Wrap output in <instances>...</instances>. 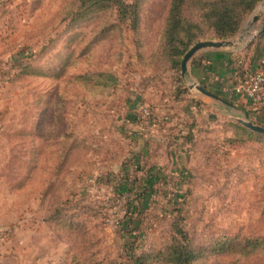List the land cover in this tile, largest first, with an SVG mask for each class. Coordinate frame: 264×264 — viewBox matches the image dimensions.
<instances>
[{
	"label": "rangeland",
	"instance_id": "1",
	"mask_svg": "<svg viewBox=\"0 0 264 264\" xmlns=\"http://www.w3.org/2000/svg\"><path fill=\"white\" fill-rule=\"evenodd\" d=\"M123 1L136 32L81 0H0V264H163L177 244L192 264H264V135L161 56L170 0ZM263 19L264 0L220 53Z\"/></svg>",
	"mask_w": 264,
	"mask_h": 264
},
{
	"label": "trees",
	"instance_id": "2",
	"mask_svg": "<svg viewBox=\"0 0 264 264\" xmlns=\"http://www.w3.org/2000/svg\"><path fill=\"white\" fill-rule=\"evenodd\" d=\"M263 0H170V6L165 19L160 54L168 60L172 70L181 73V61L184 55L196 44L208 41H227L235 38L244 27L247 18ZM80 10L93 12L98 9H108L116 12L119 22L127 24L136 32L139 28V4L138 1L126 3L123 0H81ZM263 43V46H261ZM250 64L255 57L264 50V26L256 38ZM250 48V47H249ZM196 57V56H195ZM195 57L192 63L198 64L201 60ZM18 68L19 65H18ZM179 84L183 92L188 93L183 86V81L178 76ZM191 101H195L191 99ZM230 105H235L234 101L227 100ZM239 107V106H238ZM240 109H244L239 107ZM248 112L251 121L255 125L264 128V108ZM245 110V109H244ZM250 113V114H249ZM250 138H260L261 136L251 134L241 129ZM143 181L142 202H147L153 195L154 185L161 177L153 175L150 171ZM123 189V187H120ZM127 229L131 226L128 221L124 225ZM176 244V243H175ZM163 264H192L195 259L194 252L186 245L171 246L158 256ZM143 258H139L142 261ZM134 261L133 264H139Z\"/></svg>",
	"mask_w": 264,
	"mask_h": 264
},
{
	"label": "crops",
	"instance_id": "3",
	"mask_svg": "<svg viewBox=\"0 0 264 264\" xmlns=\"http://www.w3.org/2000/svg\"><path fill=\"white\" fill-rule=\"evenodd\" d=\"M255 41L256 38L253 39V41H250L248 44H243V46L237 47V50H235L234 52L233 50L235 48L230 49V52H232V54H230L229 57L220 53L223 49L203 51L199 55H197L195 57L196 60H194L197 61L198 58H200L201 61L198 64L190 62L188 70L190 71L191 75H196V73L199 75L200 78L198 81L199 83H201V87L206 91H208L207 87L208 85H210L211 88L216 89V96L218 95V93L219 95L225 96L227 94V88H230L228 86H231L230 84L236 83L244 75L245 72L254 71L255 69H257V64L260 58H264V50L261 49L260 53H258V55L255 57V60L250 64L249 59L252 57L255 47L253 43H255ZM261 46H263V43ZM186 77H188L187 74L184 79H186ZM188 81L190 82V84L196 83L193 79H189ZM213 85H215V87ZM217 97L220 98V96ZM193 98H198L200 99V101H203V99L198 95ZM234 100L236 101L235 103H240L241 105H243V108L246 109L242 110L236 104L233 106L231 105L232 108L238 109L239 111L243 112V115H245L249 119V121H251V116L248 115V112L252 113L255 110L261 109V106L264 108V105H252L249 101L240 97H235ZM211 101L217 103V101L215 100Z\"/></svg>",
	"mask_w": 264,
	"mask_h": 264
},
{
	"label": "water",
	"instance_id": "4",
	"mask_svg": "<svg viewBox=\"0 0 264 264\" xmlns=\"http://www.w3.org/2000/svg\"><path fill=\"white\" fill-rule=\"evenodd\" d=\"M257 17H253V20L255 21ZM264 25V19H263V23L262 26ZM232 43L230 42H213V41H206V42H200L196 45H194L183 57L182 61H181V76L183 78H185L186 74H187V65L192 61V59L198 54L201 53L202 51H207V50H219L228 46H231ZM188 88L190 90L195 91V94L198 95L201 98H208L210 100H215L218 103L228 106V107H232L231 105H229L226 101H224L223 99L217 97L216 95L206 91L204 88L200 87L199 85H197L196 83H188ZM234 121H236L240 126H242L243 128L256 133V134H260V135H264V128L259 127L257 125H255L254 123H252L251 121H249V119L243 115L242 117H237V116H232L231 117Z\"/></svg>",
	"mask_w": 264,
	"mask_h": 264
},
{
	"label": "built area",
	"instance_id": "5",
	"mask_svg": "<svg viewBox=\"0 0 264 264\" xmlns=\"http://www.w3.org/2000/svg\"><path fill=\"white\" fill-rule=\"evenodd\" d=\"M230 93L252 105H264V67L261 70L245 72L231 87Z\"/></svg>",
	"mask_w": 264,
	"mask_h": 264
}]
</instances>
